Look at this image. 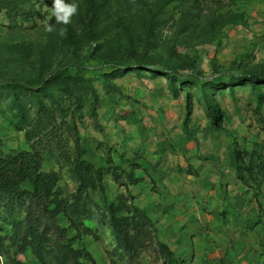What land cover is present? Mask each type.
<instances>
[{"label":"rangeland","instance_id":"obj_1","mask_svg":"<svg viewBox=\"0 0 264 264\" xmlns=\"http://www.w3.org/2000/svg\"><path fill=\"white\" fill-rule=\"evenodd\" d=\"M69 2L48 32L53 0H0V158L56 173L0 189V264H261L264 99L239 77H264V0Z\"/></svg>","mask_w":264,"mask_h":264},{"label":"trees","instance_id":"obj_2","mask_svg":"<svg viewBox=\"0 0 264 264\" xmlns=\"http://www.w3.org/2000/svg\"><path fill=\"white\" fill-rule=\"evenodd\" d=\"M72 68L66 67L58 72H56L52 79H67L72 78L71 73ZM170 77V82L173 85V92H175V85L178 81V78L175 77L174 73L168 72ZM112 74L108 76H112ZM240 80L249 82L254 89L255 98L257 106L260 108L262 100L264 99V77L261 75L251 74L246 76L239 77ZM5 82H8L6 79H3ZM26 90L30 89V86L27 84L23 85ZM190 98V97H189ZM201 98L205 106V110L211 118V123L213 126L216 124L217 111L211 104L207 91L204 86L201 87ZM42 106L39 104V112L41 111ZM94 113V112H93ZM95 114V113H94ZM27 140H31L29 133L26 135ZM78 143V141H76ZM78 157L72 164L75 169L76 177L79 182L84 181L87 177L92 175L91 169L88 168V162L86 160ZM0 189L5 193L12 195L15 194L17 189L22 183H26L29 186V189L33 193V196L41 198L43 196L49 197L52 195L53 188L56 182V173H46L41 171L42 157L35 153L34 151L21 152L18 155L9 159V161L4 162L0 158ZM127 212L137 211L140 214L147 216L145 212L141 211L138 207L132 209H125ZM111 220L110 225L112 227L113 234L115 239L119 242H127V237L123 236L121 233L120 226L114 221V212L111 211ZM126 220V219H125ZM166 250L168 256L172 258V261H177L174 253L169 249L164 243L161 244Z\"/></svg>","mask_w":264,"mask_h":264},{"label":"clouds","instance_id":"obj_3","mask_svg":"<svg viewBox=\"0 0 264 264\" xmlns=\"http://www.w3.org/2000/svg\"><path fill=\"white\" fill-rule=\"evenodd\" d=\"M51 17L55 18L54 23H46L45 30L48 32L54 31L55 25H69L72 23V18L78 12V5L75 2H66V0H53V5L50 9ZM66 32V28H61L59 34L62 36Z\"/></svg>","mask_w":264,"mask_h":264},{"label":"built area","instance_id":"obj_4","mask_svg":"<svg viewBox=\"0 0 264 264\" xmlns=\"http://www.w3.org/2000/svg\"><path fill=\"white\" fill-rule=\"evenodd\" d=\"M261 264H264V259L262 260Z\"/></svg>","mask_w":264,"mask_h":264}]
</instances>
